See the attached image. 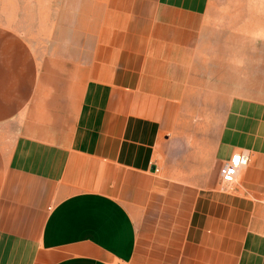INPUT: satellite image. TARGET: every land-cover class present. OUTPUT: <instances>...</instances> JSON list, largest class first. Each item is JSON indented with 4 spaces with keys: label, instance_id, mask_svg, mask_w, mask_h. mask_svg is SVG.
<instances>
[{
    "label": "crops",
    "instance_id": "0c3cea01",
    "mask_svg": "<svg viewBox=\"0 0 264 264\" xmlns=\"http://www.w3.org/2000/svg\"><path fill=\"white\" fill-rule=\"evenodd\" d=\"M91 1L0 70V264H264V93L215 88L210 0Z\"/></svg>",
    "mask_w": 264,
    "mask_h": 264
},
{
    "label": "rangeland",
    "instance_id": "374dc122",
    "mask_svg": "<svg viewBox=\"0 0 264 264\" xmlns=\"http://www.w3.org/2000/svg\"><path fill=\"white\" fill-rule=\"evenodd\" d=\"M90 9L91 0H0V70L12 79L24 74L30 59L77 37L67 26ZM193 22L214 29L207 33L214 60L208 73L224 82L215 81V88L229 84L231 96L264 93V0H210L208 12Z\"/></svg>",
    "mask_w": 264,
    "mask_h": 264
},
{
    "label": "built area",
    "instance_id": "2783aa9c",
    "mask_svg": "<svg viewBox=\"0 0 264 264\" xmlns=\"http://www.w3.org/2000/svg\"><path fill=\"white\" fill-rule=\"evenodd\" d=\"M249 163V156L245 153L237 152L224 165L221 170L222 183L226 186L232 185L240 169Z\"/></svg>",
    "mask_w": 264,
    "mask_h": 264
}]
</instances>
